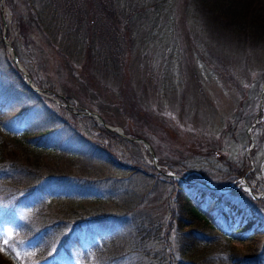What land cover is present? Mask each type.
Wrapping results in <instances>:
<instances>
[{
	"label": "rangeland",
	"instance_id": "rangeland-1",
	"mask_svg": "<svg viewBox=\"0 0 264 264\" xmlns=\"http://www.w3.org/2000/svg\"><path fill=\"white\" fill-rule=\"evenodd\" d=\"M194 3L0 0L1 120L14 130L48 126L62 137L42 105L4 75L13 48L36 78L33 84L51 91L43 97L79 115L84 108L97 112L114 134L121 129L137 139L125 147L112 144L117 161L153 166L143 139L165 161L161 173L213 187L221 171L247 163L264 189V44H245L216 31L209 18L194 13ZM172 22L174 30L168 26ZM26 24L37 39L27 53L18 49L12 31L16 27L23 44ZM92 52L108 63L104 73L90 60ZM95 186L80 189L100 194L98 200L39 205L33 214L0 183V264H160L164 248L170 250L168 241L176 249L177 234L168 221L177 186L121 172L108 173ZM92 216L101 218L94 222ZM57 218L62 223L52 225Z\"/></svg>",
	"mask_w": 264,
	"mask_h": 264
},
{
	"label": "trees",
	"instance_id": "trees-1",
	"mask_svg": "<svg viewBox=\"0 0 264 264\" xmlns=\"http://www.w3.org/2000/svg\"><path fill=\"white\" fill-rule=\"evenodd\" d=\"M168 2L170 0H162L163 5ZM194 2L195 8L191 5L194 13L199 11L209 18L216 31L245 44H264V0ZM173 22L169 23V29L174 30L176 24ZM90 60L96 66L99 64L97 68L102 73L109 67L108 63L98 61V54L93 52ZM3 71H6L4 75L15 81L21 94L34 98L42 105L43 114L52 124H59L62 136L58 137L54 129L48 126L39 130L24 126L14 130L3 123V113L0 111V183L5 184L10 193L19 195L27 212L35 214L39 205L98 200L102 198L100 194H88L89 190L81 192L80 187L95 188V185L106 180L110 172L127 174L130 179L141 175L163 185L170 183L177 186L172 202L174 210L168 224L177 234L178 243L174 250V243L168 241L170 250L164 248L160 264H264V200L252 199L243 190L224 196L217 190L185 186L169 180L148 162L141 166L117 161L112 144L125 147L132 145L131 141L107 130L95 118L79 115L71 108L58 106L36 93L24 83L22 73L12 61ZM245 136L250 137L248 134ZM104 138L107 141H103ZM159 162L161 166L165 165L161 158ZM246 164L221 171V179L215 185L223 188L241 180L251 170H246ZM255 175V172L248 173L247 181L254 189L259 188L264 193L260 184L255 183ZM47 188L50 189L48 193L45 192ZM94 216L91 220L99 222L101 217ZM82 220L80 217L74 224ZM61 221L62 218H57L51 223L58 225ZM142 226L140 224L138 228L139 233H144ZM49 232L43 233L48 236ZM42 243V240L39 241L36 247Z\"/></svg>",
	"mask_w": 264,
	"mask_h": 264
},
{
	"label": "water",
	"instance_id": "water-1",
	"mask_svg": "<svg viewBox=\"0 0 264 264\" xmlns=\"http://www.w3.org/2000/svg\"><path fill=\"white\" fill-rule=\"evenodd\" d=\"M13 60H14V62L18 65V60H17V56H16L15 53H13ZM23 72H24V75L27 76V78H28L27 84H29V85L31 86L32 89H34V90H36V91H38V92H42V91H44L43 89H38V88L34 87V86L31 84V79H30L28 73L25 72V71H23ZM263 93H264V92H263ZM87 113H88L89 115L95 117V118L98 120V122H100V124H102V125H103L105 128H107L108 130H110V131H116L115 128L108 126V125L106 124V122L103 120V118H102L99 114H97V113H95V112H90V113H89V111H87ZM117 133H118L121 137H123V138H125V139H128V140H130V141H134V142L137 141V140H135V139H132V138L127 137V136L124 134L125 132H123L121 129H118V132H117ZM137 142H138V141H137ZM144 143L146 144L148 150L151 151L150 153H151L152 156H153V162H154L153 164L157 167V169H160V167L158 166V163H159V162H158L157 157H156V155H155V153H154L155 151H153V149H152V147L150 146V144L148 143V141H144ZM166 176H168V177H172V178H174L176 181H179V182H185V183H187V184H191L189 181L186 180V178H181V177H178V176H176V175H174V174H166ZM246 179H247V178H243V180H241V184H240L239 186H237V187H235V188H234V187H231L229 190H230V191H234L235 189H240V188H242V189L246 190V192H248V193H249L254 199H264V194L257 195V194L255 193L254 189H252V187L248 184V182L246 181Z\"/></svg>",
	"mask_w": 264,
	"mask_h": 264
},
{
	"label": "bare ground",
	"instance_id": "bare-ground-1",
	"mask_svg": "<svg viewBox=\"0 0 264 264\" xmlns=\"http://www.w3.org/2000/svg\"><path fill=\"white\" fill-rule=\"evenodd\" d=\"M11 50H12V48H11Z\"/></svg>",
	"mask_w": 264,
	"mask_h": 264
}]
</instances>
